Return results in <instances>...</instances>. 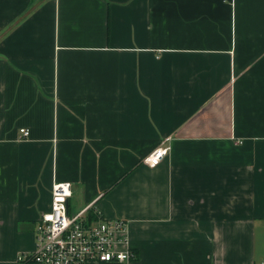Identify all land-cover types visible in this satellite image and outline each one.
<instances>
[{
  "label": "crops",
  "instance_id": "crops-1",
  "mask_svg": "<svg viewBox=\"0 0 264 264\" xmlns=\"http://www.w3.org/2000/svg\"><path fill=\"white\" fill-rule=\"evenodd\" d=\"M61 181L128 223L89 264L264 261V0H0V264Z\"/></svg>",
  "mask_w": 264,
  "mask_h": 264
},
{
  "label": "built area",
  "instance_id": "built-area-1",
  "mask_svg": "<svg viewBox=\"0 0 264 264\" xmlns=\"http://www.w3.org/2000/svg\"><path fill=\"white\" fill-rule=\"evenodd\" d=\"M20 133L26 137L29 131L20 128ZM168 151L169 147L162 144L150 152L144 162L154 167ZM51 193V210L36 226L35 249L20 254L19 261L39 264L121 263L135 257L130 247L127 221L105 219L91 223L86 217L87 208L69 214L67 200L72 194V186L68 181L54 182Z\"/></svg>",
  "mask_w": 264,
  "mask_h": 264
}]
</instances>
